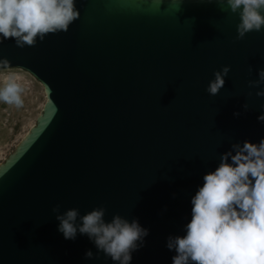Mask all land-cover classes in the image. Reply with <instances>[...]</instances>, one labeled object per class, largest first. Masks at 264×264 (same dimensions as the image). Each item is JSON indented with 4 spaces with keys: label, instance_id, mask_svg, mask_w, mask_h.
Listing matches in <instances>:
<instances>
[{
    "label": "water",
    "instance_id": "1",
    "mask_svg": "<svg viewBox=\"0 0 264 264\" xmlns=\"http://www.w3.org/2000/svg\"><path fill=\"white\" fill-rule=\"evenodd\" d=\"M75 6L67 31L31 46L0 41V70L30 73L45 94L0 162V264H115L86 234L58 231L66 210H79V224L97 207L105 221L119 214L149 230L130 264H172L167 238L185 234L203 176L234 143L264 138V83H249L264 68V30L237 39L239 13L220 0Z\"/></svg>",
    "mask_w": 264,
    "mask_h": 264
},
{
    "label": "clouds",
    "instance_id": "2",
    "mask_svg": "<svg viewBox=\"0 0 264 264\" xmlns=\"http://www.w3.org/2000/svg\"><path fill=\"white\" fill-rule=\"evenodd\" d=\"M220 3L239 13L237 39L264 30V0ZM75 5L76 0H0V41L14 38L19 47L31 46L48 33L67 31L80 15ZM229 71V65L215 70L206 91L216 95ZM249 83H264V68L258 70V80ZM21 91L9 78L0 87V100L20 105ZM256 95L264 97V88ZM257 119L264 121V111ZM203 181L191 197V219L184 225L185 234L167 238V248L176 252L172 264H264V138L258 143H234ZM105 211L104 207L93 208L80 216L77 224L79 210L70 208L57 216L58 231L65 239H75L77 232L86 234L97 254L103 252L115 264H130L132 252L143 245L149 230L138 220L129 221L119 214L105 221ZM93 255L90 249L85 253L87 258Z\"/></svg>",
    "mask_w": 264,
    "mask_h": 264
},
{
    "label": "rangeland",
    "instance_id": "3",
    "mask_svg": "<svg viewBox=\"0 0 264 264\" xmlns=\"http://www.w3.org/2000/svg\"><path fill=\"white\" fill-rule=\"evenodd\" d=\"M9 78L21 86L22 104H8L0 100V162L34 124L45 100L42 85L30 73L19 68L1 69L0 87Z\"/></svg>",
    "mask_w": 264,
    "mask_h": 264
}]
</instances>
